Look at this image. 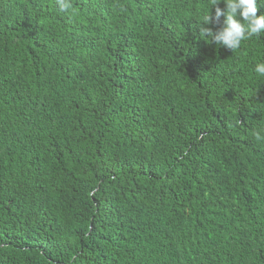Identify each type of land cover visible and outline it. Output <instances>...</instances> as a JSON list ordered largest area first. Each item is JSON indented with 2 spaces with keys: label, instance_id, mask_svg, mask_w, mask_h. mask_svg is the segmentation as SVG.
Wrapping results in <instances>:
<instances>
[{
  "label": "trees",
  "instance_id": "16d2710c",
  "mask_svg": "<svg viewBox=\"0 0 264 264\" xmlns=\"http://www.w3.org/2000/svg\"><path fill=\"white\" fill-rule=\"evenodd\" d=\"M71 3L0 0V264H264V33Z\"/></svg>",
  "mask_w": 264,
  "mask_h": 264
},
{
  "label": "clouds",
  "instance_id": "9594fccd",
  "mask_svg": "<svg viewBox=\"0 0 264 264\" xmlns=\"http://www.w3.org/2000/svg\"><path fill=\"white\" fill-rule=\"evenodd\" d=\"M58 10L67 13L73 10L71 0H56ZM223 4L222 8L220 5ZM264 7V0H211L214 16H205L204 24L200 27V34L210 38L212 43L233 51L241 47L243 41L252 37H260L264 33V13L257 15ZM222 26L213 31L208 27L210 23H221ZM254 71L264 76V61L255 65ZM257 141L264 140V135L255 134Z\"/></svg>",
  "mask_w": 264,
  "mask_h": 264
}]
</instances>
